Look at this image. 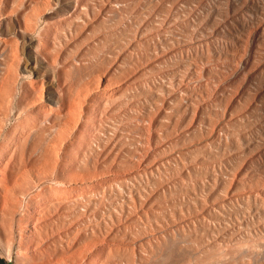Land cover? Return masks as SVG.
Segmentation results:
<instances>
[{
	"label": "rangeland",
	"instance_id": "obj_1",
	"mask_svg": "<svg viewBox=\"0 0 264 264\" xmlns=\"http://www.w3.org/2000/svg\"><path fill=\"white\" fill-rule=\"evenodd\" d=\"M25 252L264 264V0H0V264Z\"/></svg>",
	"mask_w": 264,
	"mask_h": 264
},
{
	"label": "bare ground",
	"instance_id": "obj_2",
	"mask_svg": "<svg viewBox=\"0 0 264 264\" xmlns=\"http://www.w3.org/2000/svg\"><path fill=\"white\" fill-rule=\"evenodd\" d=\"M26 205V204H25ZM26 206L24 207V210H25ZM28 209V207H27ZM26 214V212L23 213L22 216H24ZM19 226H20V231L21 233L25 232L24 231V226H23V219H20V223H19ZM22 235V234H21ZM22 243H23V237L21 236L20 238V244H21V248H22ZM21 252V251H20ZM26 253V252H25ZM26 257H24L23 255L21 256V259H25L26 261H28V264H31L33 262L32 258L28 255V252L25 254Z\"/></svg>",
	"mask_w": 264,
	"mask_h": 264
},
{
	"label": "trees",
	"instance_id": "obj_3",
	"mask_svg": "<svg viewBox=\"0 0 264 264\" xmlns=\"http://www.w3.org/2000/svg\"><path fill=\"white\" fill-rule=\"evenodd\" d=\"M0 263H3V260L0 259Z\"/></svg>",
	"mask_w": 264,
	"mask_h": 264
}]
</instances>
